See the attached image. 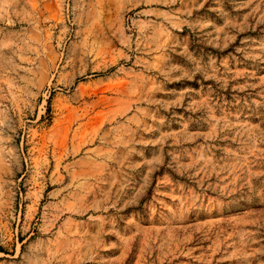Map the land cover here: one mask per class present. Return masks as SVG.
Returning <instances> with one entry per match:
<instances>
[{
  "label": "rangeland",
  "instance_id": "1",
  "mask_svg": "<svg viewBox=\"0 0 264 264\" xmlns=\"http://www.w3.org/2000/svg\"><path fill=\"white\" fill-rule=\"evenodd\" d=\"M0 264H264V0H0Z\"/></svg>",
  "mask_w": 264,
  "mask_h": 264
}]
</instances>
